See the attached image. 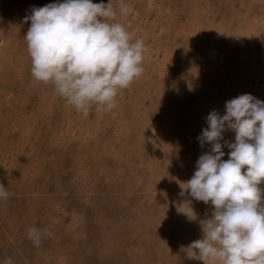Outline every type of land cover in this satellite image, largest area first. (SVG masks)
Listing matches in <instances>:
<instances>
[{
  "label": "rangeland",
  "instance_id": "374dc122",
  "mask_svg": "<svg viewBox=\"0 0 264 264\" xmlns=\"http://www.w3.org/2000/svg\"><path fill=\"white\" fill-rule=\"evenodd\" d=\"M55 2L0 0V264H204L187 247L214 206L180 182L210 152L197 139L209 112L245 93L264 101V0H123L126 16L110 0L144 42L143 72L114 107L87 111L30 73L25 17ZM234 136L223 132L221 159ZM186 200L195 220L177 211Z\"/></svg>",
  "mask_w": 264,
  "mask_h": 264
},
{
  "label": "clouds",
  "instance_id": "9594fccd",
  "mask_svg": "<svg viewBox=\"0 0 264 264\" xmlns=\"http://www.w3.org/2000/svg\"><path fill=\"white\" fill-rule=\"evenodd\" d=\"M120 13L129 9L120 2ZM110 0H57L34 7L25 17L30 26L24 35L34 80L52 84L55 92L77 110L92 104L111 109L119 90L129 87L142 72L144 42L132 40L116 21ZM111 21V22H109ZM225 112L215 110L206 117L207 128L197 138L211 145L196 161L194 174L180 182L181 192L214 206L211 218L201 221L202 238L187 247L189 258L204 264H264V101L241 94L225 102ZM235 133L228 159H221L222 134ZM0 185V198H8ZM179 213L195 220L189 201L177 207ZM29 238L39 246L37 229ZM196 250V251H194ZM4 264H12L5 258Z\"/></svg>",
  "mask_w": 264,
  "mask_h": 264
}]
</instances>
